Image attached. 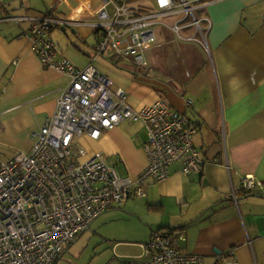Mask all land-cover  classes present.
<instances>
[{
    "label": "crops",
    "instance_id": "obj_1",
    "mask_svg": "<svg viewBox=\"0 0 264 264\" xmlns=\"http://www.w3.org/2000/svg\"><path fill=\"white\" fill-rule=\"evenodd\" d=\"M125 1L132 9L154 7V0ZM186 1L204 5L196 16L206 46L189 40L201 35L187 17L164 18V23H154L162 29L155 31L157 44L147 52L149 65L140 77L129 60L113 65L92 52L100 34L90 13L98 11L103 0H0V145L13 146V155L28 152L32 132L55 112L60 91L69 85L67 77L31 52L29 28L43 17L74 21L60 30L70 31L72 40L54 36L59 29L49 34L59 58L77 68L91 63L111 79L112 89L126 91L133 109L163 100L197 122L194 144L201 152L202 170L183 176L180 164L171 165L167 179L146 186V203L158 208L151 211H166L170 200L175 205L172 218L177 219L173 223L186 224L215 205L195 222L198 225L183 232L187 252L200 255L203 264H222L229 251L238 264H264V198L245 197L240 187L243 177H253L262 188L250 193L260 190L253 194L264 196V0ZM175 24L181 27L177 34ZM141 125L121 122L97 140L81 135L80 160L100 152L111 166H120V176L138 175L147 164ZM227 197L240 200L223 202ZM174 225L180 226L160 228Z\"/></svg>",
    "mask_w": 264,
    "mask_h": 264
},
{
    "label": "built area",
    "instance_id": "obj_2",
    "mask_svg": "<svg viewBox=\"0 0 264 264\" xmlns=\"http://www.w3.org/2000/svg\"><path fill=\"white\" fill-rule=\"evenodd\" d=\"M203 6L186 0H154L153 8L132 9L125 0H103L95 13L83 12L96 17L93 27L100 36L95 55L106 57L110 52L113 61L129 60L147 70L146 54L157 44L153 25L164 18L184 15L201 35L189 40L206 46L202 22L195 15ZM73 22L43 17L28 30L31 52L67 77L69 85L60 91L55 112L33 133L30 150L0 164V264H54L96 217L130 198L145 197L146 186L167 179L171 165L180 164L183 176L202 170L201 152L194 144L196 121L163 100L133 109L126 102V91L112 89L111 79L91 63L77 68L57 56L49 34ZM180 31L175 24L173 33ZM124 121L139 122L145 130L147 164L142 172L120 176L100 152L80 160L81 135L97 140ZM261 184L247 176L240 187L242 193H249L261 189ZM184 238L181 232L153 231L140 245V254L127 257L125 264H203L200 255L183 247ZM222 258V264H238L232 251Z\"/></svg>",
    "mask_w": 264,
    "mask_h": 264
},
{
    "label": "rangeland",
    "instance_id": "obj_3",
    "mask_svg": "<svg viewBox=\"0 0 264 264\" xmlns=\"http://www.w3.org/2000/svg\"><path fill=\"white\" fill-rule=\"evenodd\" d=\"M196 14L195 12V15ZM165 20L166 19H162L161 21L164 23ZM161 29L162 26L154 25L156 34H159ZM55 31L54 36L59 34L63 40H72L73 34L70 31L65 33H62L60 30ZM110 57V52H107L106 59L109 63H111ZM129 63H131V61ZM130 66L136 73H139V76L143 71H146V69H138L133 63H131ZM32 133H35V131ZM32 133H30V136ZM13 150V146L7 147V145H0V164L7 162L14 156ZM102 157L104 156L102 155ZM113 167L116 168L119 174H124L120 166ZM257 192L259 194L261 193L260 190H256L253 193ZM253 193L249 192L248 194ZM146 202V198L144 199V197L136 196L130 198V200L128 199L126 203L120 206H114L112 210L104 212L96 217L89 227L83 230L77 240L71 243L70 246H65L67 251L62 254V257H59V264H125L127 257H137V253L141 252L140 245L149 240L151 230H156L169 224L182 225L181 223H173L177 222V219L172 218L175 205L170 202V200L166 201L169 203L166 211H158L156 213L155 211L149 210V205ZM207 207L205 208L207 209ZM190 220L186 221V223ZM191 225L190 229L198 225V223ZM188 228L187 226L185 231ZM117 242H122L121 244L126 246L117 247Z\"/></svg>",
    "mask_w": 264,
    "mask_h": 264
},
{
    "label": "water",
    "instance_id": "obj_4",
    "mask_svg": "<svg viewBox=\"0 0 264 264\" xmlns=\"http://www.w3.org/2000/svg\"><path fill=\"white\" fill-rule=\"evenodd\" d=\"M245 197H257V198H264V196H261V195H257V194H249V195H246ZM240 200V198H231V197H227L226 199H223V202H230V201H233V202H237V201H239ZM218 205V204H217ZM216 205V206H217ZM215 205H212V206H209V207H207V209L205 208L204 210H203V212H201V213H199V216L197 215L196 217H195V219H193V220H191L190 222H188V223H186L185 225H191V224H193L194 222H196L198 219H200L203 215H204V213H207V211L210 209V208H213ZM89 227V226H88ZM87 227V228H88ZM86 228V229H87ZM85 229V230H86ZM171 230H174V228L173 227H171ZM56 263V262H55Z\"/></svg>",
    "mask_w": 264,
    "mask_h": 264
},
{
    "label": "trees",
    "instance_id": "obj_5",
    "mask_svg": "<svg viewBox=\"0 0 264 264\" xmlns=\"http://www.w3.org/2000/svg\"><path fill=\"white\" fill-rule=\"evenodd\" d=\"M201 22V21H200ZM120 61H122V60H120ZM120 61H113V60H111V64H113V65H118V62H120ZM243 195H249L248 193H242ZM149 208V210H151V209H158L157 207H153V206H149L148 207ZM187 226H189V225H185V224H182V226L180 225V226H175V227H173L174 228V230H171V227H169V228H166V229H168L170 232H181V233H183L184 231H185V229L187 228ZM166 229H163V228H159V230H166ZM154 231H156V230H154ZM153 232V230H151V233ZM82 234V232L74 239V241L75 240H77L78 238H79V236ZM74 241H72V243L74 242ZM66 250V248L63 250V252ZM59 257H62V253H61V255L59 256ZM58 257V260L60 259Z\"/></svg>",
    "mask_w": 264,
    "mask_h": 264
},
{
    "label": "bare ground",
    "instance_id": "obj_6",
    "mask_svg": "<svg viewBox=\"0 0 264 264\" xmlns=\"http://www.w3.org/2000/svg\"><path fill=\"white\" fill-rule=\"evenodd\" d=\"M149 106V105H148ZM106 131H109V130H105L104 132H106ZM257 189V188H256Z\"/></svg>",
    "mask_w": 264,
    "mask_h": 264
}]
</instances>
